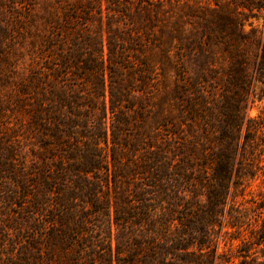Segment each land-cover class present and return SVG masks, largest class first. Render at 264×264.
<instances>
[{"label": "trees", "instance_id": "1", "mask_svg": "<svg viewBox=\"0 0 264 264\" xmlns=\"http://www.w3.org/2000/svg\"><path fill=\"white\" fill-rule=\"evenodd\" d=\"M263 98L264 0H0V264H264Z\"/></svg>", "mask_w": 264, "mask_h": 264}, {"label": "rangeland", "instance_id": "2", "mask_svg": "<svg viewBox=\"0 0 264 264\" xmlns=\"http://www.w3.org/2000/svg\"><path fill=\"white\" fill-rule=\"evenodd\" d=\"M258 25V23H256ZM261 25V22L259 23ZM247 29H249L247 27ZM249 115L251 118L257 119L259 122H262L261 130L264 132V98L261 100H256L250 108ZM261 184V180H257L252 189L255 190V194L259 192V186Z\"/></svg>", "mask_w": 264, "mask_h": 264}]
</instances>
